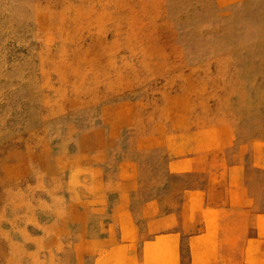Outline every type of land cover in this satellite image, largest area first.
<instances>
[{
    "label": "rangeland",
    "instance_id": "1",
    "mask_svg": "<svg viewBox=\"0 0 264 264\" xmlns=\"http://www.w3.org/2000/svg\"><path fill=\"white\" fill-rule=\"evenodd\" d=\"M110 151L164 200L239 162L264 209V0H0V264H58L43 205Z\"/></svg>",
    "mask_w": 264,
    "mask_h": 264
},
{
    "label": "crops",
    "instance_id": "2",
    "mask_svg": "<svg viewBox=\"0 0 264 264\" xmlns=\"http://www.w3.org/2000/svg\"><path fill=\"white\" fill-rule=\"evenodd\" d=\"M135 162L110 151L67 185L71 198L44 203L42 224L56 231L41 236L62 247L58 264H264V209L243 164L224 162L208 171L214 178L164 200L141 195ZM257 162L264 168V153ZM194 173H206L200 154L168 161L169 175Z\"/></svg>",
    "mask_w": 264,
    "mask_h": 264
}]
</instances>
